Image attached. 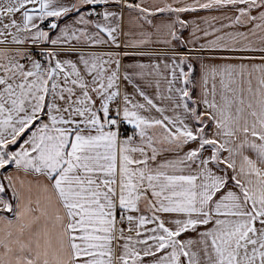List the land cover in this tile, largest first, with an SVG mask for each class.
Listing matches in <instances>:
<instances>
[{"label":"snow or ice","instance_id":"snow-or-ice-1","mask_svg":"<svg viewBox=\"0 0 264 264\" xmlns=\"http://www.w3.org/2000/svg\"><path fill=\"white\" fill-rule=\"evenodd\" d=\"M0 264H264V0H0Z\"/></svg>","mask_w":264,"mask_h":264}]
</instances>
